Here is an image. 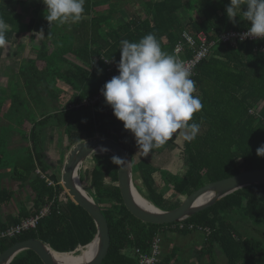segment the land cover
I'll return each mask as SVG.
<instances>
[{
  "label": "trees",
  "instance_id": "trees-1",
  "mask_svg": "<svg viewBox=\"0 0 264 264\" xmlns=\"http://www.w3.org/2000/svg\"><path fill=\"white\" fill-rule=\"evenodd\" d=\"M26 1L32 9L28 24L23 22L21 0H0L7 44L12 33H19V26L27 25L30 31L35 26H47L46 32L54 31L52 24L44 25L38 17L40 10L34 7L37 0ZM117 2L85 0L83 19L71 25L70 21L64 23L67 32L55 36L57 39L49 41L44 52L18 67V91L14 90L10 98H0V175H10L33 195L31 207L7 215L5 221L0 216V235L49 208L36 228L15 237H0V255L29 239L40 240L56 252L71 253L92 243L97 235L92 217L60 183L61 171L49 157L47 135L52 131L64 132L62 145L56 142L58 150L69 151L74 144L96 136L116 142L133 159L138 192L165 211L185 201L178 197L187 199L207 184L264 169V157L256 154L257 148L264 145V53L256 50L261 43L232 46L218 41L219 34L245 30L250 22L242 15L235 23L228 20L225 9L230 0H140L142 11L132 9L127 20L121 17ZM201 2L205 7L201 15L195 16ZM184 32L195 37L206 32L216 44L191 78L196 86L194 95L200 97L203 107L190 123H198L200 131L193 141L184 143L181 157L186 171L178 176L156 164L172 142L145 157L131 132L124 129L105 102L94 111L73 106L100 93L104 84L119 74L121 40L138 42L151 33L166 53L177 58L175 49ZM6 45L0 48V68ZM197 48L186 47L181 58H192ZM98 69L103 70L101 74ZM45 93L51 98L53 111L47 107ZM11 133H17L26 144L20 150L8 149L5 139ZM94 157L92 187L88 188L83 178L82 184L109 224L111 247L103 264H139L137 250L149 253L153 240L157 236L163 239L167 231L182 236L201 234L203 246L198 255L208 258L209 264H264V185L239 190L182 223L153 225L137 219L127 209L119 187L118 166L112 162L114 156L96 153ZM6 165L10 172L4 171ZM156 174L161 175L167 191L176 195L173 199H167L155 187ZM14 198L13 190L0 189V210ZM236 217L241 218L240 223ZM178 250L174 247L159 264H176ZM12 264L44 263L34 252L26 251Z\"/></svg>",
  "mask_w": 264,
  "mask_h": 264
},
{
  "label": "clouds",
  "instance_id": "clouds-1",
  "mask_svg": "<svg viewBox=\"0 0 264 264\" xmlns=\"http://www.w3.org/2000/svg\"><path fill=\"white\" fill-rule=\"evenodd\" d=\"M41 2L50 25L78 23L83 19L85 0ZM225 11L230 22L235 23L241 15L250 22L241 40L264 39V0H230ZM6 31L7 24L0 18V48L7 44ZM120 45L119 74L104 84L101 94L124 129L133 135L139 152L148 156L179 130H183L186 141H193L200 125L190 121L203 105L200 97L194 95L196 86L191 70L173 54L166 53L154 34H147L138 42L123 39ZM97 71L101 74L103 70ZM256 154L264 157V145L257 148ZM112 162L126 164L125 159L117 156Z\"/></svg>",
  "mask_w": 264,
  "mask_h": 264
},
{
  "label": "water",
  "instance_id": "water-1",
  "mask_svg": "<svg viewBox=\"0 0 264 264\" xmlns=\"http://www.w3.org/2000/svg\"><path fill=\"white\" fill-rule=\"evenodd\" d=\"M181 131L179 130L177 133H174L167 143L176 140ZM98 152L109 153L112 156L126 160V164L117 165L119 187L124 203L129 212L137 219L153 225L182 223L192 216L211 208L220 200L239 190L255 185H264V169H252L203 186L188 196L180 206L173 210H161L155 205L154 209H148L139 204L135 199V192L138 190L135 186L133 159L128 151L108 138L96 136L92 139L83 140L74 144L69 150L61 172L60 182L73 201L89 213L97 228V235L92 242H97V251L92 258L83 264H103L111 247L108 221L102 213L100 206L89 193L85 192L80 175V170L86 160ZM205 197H208V199L204 200ZM82 248L84 247H80L71 253H59L40 240L29 239L17 242L4 251L0 255V264H12L16 257L26 251L34 252L44 264H64L53 253L59 255L75 254Z\"/></svg>",
  "mask_w": 264,
  "mask_h": 264
},
{
  "label": "rangeland",
  "instance_id": "rangeland-1",
  "mask_svg": "<svg viewBox=\"0 0 264 264\" xmlns=\"http://www.w3.org/2000/svg\"><path fill=\"white\" fill-rule=\"evenodd\" d=\"M21 1H22L21 10L24 15L23 22L28 24V22L30 21L29 19L31 18V15H32L31 5L26 0H21ZM99 1L104 2V0H99ZM118 1L119 2H117V4L121 5V10H120L121 17H123L125 20L130 18V11L132 9H135L136 12L142 11L140 0H118ZM41 4H42V7H41ZM35 6L36 8H39L40 10L38 17H40L41 21H44L42 22V24L47 25L46 23L47 20L45 19V5L41 2V0H37L35 2L34 7ZM197 7L198 8L196 12H194L195 16L202 14V8L205 7V4L201 2V4H199ZM71 24L72 22H70V25ZM52 25L54 26V29H53L54 31L48 29L46 32L44 29H46L47 26H39V27L35 26V29L30 31L28 26L25 25L23 27L24 29L21 26H19V29H18L19 33H16V34L12 33V38L9 41V43L6 45V51L3 56V60L1 62L0 98H3V99L5 97L10 98L13 95L14 90H16L15 93L18 91L17 90L18 83H20V79L18 80V77H19L18 67L19 66H22L25 63L28 64L27 62L28 60L38 57L42 52H44L43 49L46 47V44H48L49 41L51 42L52 39L54 38L57 39L55 36H58L60 34L62 35L63 33L67 32L66 28L64 27L65 24H60L59 22H53ZM22 29L24 31L23 32L24 34H22ZM51 33H54V36H52ZM13 71L16 73H13ZM44 96L47 101L48 109L53 111L52 106L50 105L51 98L47 96V93H45ZM55 104H58V103L56 102ZM6 131L7 129H4V133ZM13 131L14 132L16 131V127L15 128L13 127ZM16 134L17 133H11L9 136L7 135L5 140L6 142H8L7 144H10V147L12 149L20 150L22 148L23 141ZM47 140L50 142V145H51L50 147L51 152L49 153V157L51 158L52 161L57 162L55 167L58 168L62 172L63 167H64V162H65V159L69 151L66 148H64L63 150L61 149L58 150L55 147V145L57 141L59 142V145H62L63 140H64V132L62 130L58 132L52 131L49 133V135H47ZM185 141L186 140L184 139L183 130H182L180 132V135L176 139L175 143H173L171 146L165 149L164 152L161 154L159 160H157L156 164L161 168V170L171 171L173 175H178V176H182L185 173L186 168L183 166V161L181 157L182 156L181 151L183 149ZM97 154L101 156H105L107 153L98 152ZM94 156H96V153L90 156L86 160V162L84 163V165L82 166L80 170L81 179L83 178L84 184L88 185V188L92 187L90 178H91L92 169L94 168V161H93V159L95 158ZM62 159H64L63 163H62ZM10 170L11 168L9 167V165H6L4 168V171L10 172ZM5 178L6 177H0V179H4V182L0 181V189L2 187L14 189L16 191V196L13 202H11L12 204L9 206V208L3 207L0 210L1 219H4V216H6L7 214H10L14 211H19L21 206L30 202V196L25 189H21V186L17 182H13L11 179H8L6 181ZM135 178H136L135 179L136 181L137 176H135ZM107 181L110 182L108 178H107ZM155 182H156L155 187L158 190L163 191L167 199H173V197L176 196L172 192L167 191V189L164 187L160 174L155 175ZM22 192L24 193L23 195H22ZM177 199L185 200L184 196L178 197ZM240 221H241V218L236 217V222L240 223ZM193 236L197 237L199 239V242L202 243L203 236L201 234L199 235L198 233H195L193 234ZM163 237L165 239V242L162 243L164 254L166 252H170L174 245L179 247V244H181L182 242L185 243L183 247L187 248V250L189 249L187 243H189L190 241L186 240L185 237L183 236L178 237L176 234H172L171 232L167 231L166 234L163 235ZM182 252H184V249H182ZM77 254H80V252ZM164 254H162V256ZM188 254L195 255V257L194 258H191L189 256L181 257L180 264H182L181 261L182 262L184 261L189 264H194L196 263V261L199 264H209V259L200 257L196 253L195 248L190 249L188 251Z\"/></svg>",
  "mask_w": 264,
  "mask_h": 264
},
{
  "label": "built area",
  "instance_id": "built-area-1",
  "mask_svg": "<svg viewBox=\"0 0 264 264\" xmlns=\"http://www.w3.org/2000/svg\"><path fill=\"white\" fill-rule=\"evenodd\" d=\"M247 30L248 28L242 31L230 30L223 32L219 34L218 41L223 44H230L232 46H238L240 44H245V43H256V44L261 43L260 46L256 48V50L264 53V39L248 37L246 39L241 40L242 34L247 32ZM210 38L211 35L206 32H201L197 34L196 37L193 36L191 33L184 32L183 40H181L178 43L175 49V54L177 55V59L182 61L185 64V66L191 70L192 73L191 78L195 76L196 67L200 64V62H202L204 59L209 57L212 47L216 44V40L210 41ZM186 47H188V49H194L198 47L192 58L189 59L181 58V55L185 52ZM104 102H105L104 97L100 92L94 95L93 97L73 107L76 108L86 107L94 111V109L98 105ZM48 182L49 185H53V182L49 180ZM47 213H49V208L45 207L36 216H32L29 219L23 221L21 224L15 227H11L6 231L2 232L0 237H15L22 234L25 231L36 228L39 221ZM137 253L139 254V264H159L162 261V254H163L162 238L160 236H157L153 240L151 250L149 253H141L140 250H137Z\"/></svg>",
  "mask_w": 264,
  "mask_h": 264
},
{
  "label": "crops",
  "instance_id": "crops-1",
  "mask_svg": "<svg viewBox=\"0 0 264 264\" xmlns=\"http://www.w3.org/2000/svg\"><path fill=\"white\" fill-rule=\"evenodd\" d=\"M17 135V134H16ZM18 137H19V135H17ZM20 138V137H19ZM9 139H10V137H9ZM25 146L26 144L23 142L22 143V146ZM8 149L9 150H15V149H12L11 147H10V144H8ZM0 177H6L5 178V180L7 181L8 179H11V176L10 175H5L4 173H2L1 175H0ZM13 182H16L15 180H13V179H11ZM0 181L1 182H4V179H0ZM20 185V184H19ZM2 188H6V187H2ZM1 188V189H2ZM8 189H10V188H8ZM21 189H25L26 191H27V193L29 194V196H30V202L29 203H26V204H24L23 206H21V208L19 209V211L23 208V207H27V208H29V207H31V205H32V200H33V195L31 194V191L27 188V187H22ZM10 190H13L14 192H15V196H16V191L14 190V189H10ZM24 193L22 192V195H23ZM14 200V199H13ZM13 200L11 201V202H13ZM10 202V204L8 205V206H6V208H9V206L12 204ZM19 211H14V212H12V213H10V214H12V215H15V214H17ZM7 215H9V214H7ZM6 215V216H7ZM1 216V215H0ZM6 216H4V219H2L3 221H5V218H6ZM172 233V232H171ZM172 234H175V233H172ZM178 237H180V236H182V235H178V234H176ZM183 237H185V239L186 240H188V241H190L189 243H187L188 244V247H189V249L187 250V248H184L183 247V245L185 244L184 242H182L181 244H179V247L178 246H176V245H174L173 246V248L174 247H177L179 250H178V258H179V261L176 263V264H180V259H181V257H185V256H189V257H191V258H194L195 257V255H190V254H188V251L190 250V249H193V248H195V251H196V253L198 254V252L200 251V249L202 248V246H203V243H200L199 242V239L197 238V237H194V236H183ZM162 242H165V239H164V237H163V239H162ZM173 248H172V250H173ZM182 249H184V252H182ZM162 250H163V247H162ZM165 250V249H164ZM171 250V251H172ZM166 251V250H165ZM170 251V252H171ZM170 252H166L164 255H166V254H169ZM218 254H220V251H218ZM163 255V256H164ZM181 263L182 264H189V263H186V262H182L181 261ZM194 264H199L197 261H196V263H194Z\"/></svg>",
  "mask_w": 264,
  "mask_h": 264
},
{
  "label": "bare ground",
  "instance_id": "bare-ground-1",
  "mask_svg": "<svg viewBox=\"0 0 264 264\" xmlns=\"http://www.w3.org/2000/svg\"><path fill=\"white\" fill-rule=\"evenodd\" d=\"M141 191H143V190L141 189ZM85 192L88 194V192L86 190H85ZM135 199L139 204H141L145 208L154 209V207H155L154 204L150 200H148L146 197H144L138 191L135 192ZM207 199H208V197H205L204 200H207ZM96 251H97V242H94L91 245H89L88 247L82 248L79 251L80 254H77L79 252H77L75 254H68V255L67 254L59 255L56 253H53V254L56 257H58L61 260V262H63L64 264H83L87 260L92 258L94 256V254L96 253Z\"/></svg>",
  "mask_w": 264,
  "mask_h": 264
},
{
  "label": "flooded vegetation",
  "instance_id": "flooded-vegetation-1",
  "mask_svg": "<svg viewBox=\"0 0 264 264\" xmlns=\"http://www.w3.org/2000/svg\"><path fill=\"white\" fill-rule=\"evenodd\" d=\"M174 142H175V140L172 143H174Z\"/></svg>",
  "mask_w": 264,
  "mask_h": 264
}]
</instances>
